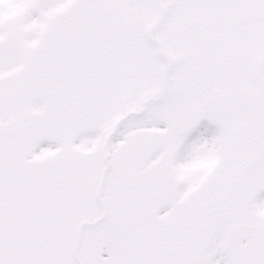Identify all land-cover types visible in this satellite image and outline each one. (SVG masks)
Returning a JSON list of instances; mask_svg holds the SVG:
<instances>
[{
    "label": "snow or ice",
    "instance_id": "1",
    "mask_svg": "<svg viewBox=\"0 0 264 264\" xmlns=\"http://www.w3.org/2000/svg\"><path fill=\"white\" fill-rule=\"evenodd\" d=\"M0 264H264V0H0Z\"/></svg>",
    "mask_w": 264,
    "mask_h": 264
}]
</instances>
